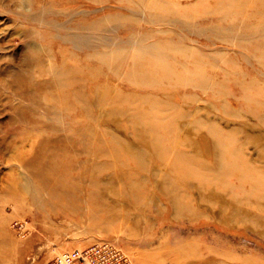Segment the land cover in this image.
<instances>
[{
    "label": "rangeland",
    "instance_id": "1",
    "mask_svg": "<svg viewBox=\"0 0 264 264\" xmlns=\"http://www.w3.org/2000/svg\"><path fill=\"white\" fill-rule=\"evenodd\" d=\"M70 81L87 116L56 97ZM88 130L102 162L58 182L81 213L43 221L33 147L78 151ZM259 136L264 0H0V264H51L99 240L132 264H264ZM111 150L138 157L113 165Z\"/></svg>",
    "mask_w": 264,
    "mask_h": 264
},
{
    "label": "bare ground",
    "instance_id": "2",
    "mask_svg": "<svg viewBox=\"0 0 264 264\" xmlns=\"http://www.w3.org/2000/svg\"><path fill=\"white\" fill-rule=\"evenodd\" d=\"M25 92L27 94L26 95L27 100L30 103H32V102L35 103V98L33 96L34 94H32V92L30 91V88H28V90H26ZM57 95L63 96V98H65V99L67 98L68 101H71L70 106L73 107V109L71 110V114H70L71 116H73V114L77 111H79V115L81 112V115L79 117L87 116L88 114H90V113H88V110L90 109V104L87 101L88 99H86L84 97V95L80 91H78V89H75V85L73 84L72 81H70L66 85V87H61V88L56 87V97H57ZM103 96L106 98L112 97L111 95L110 96L103 95ZM100 102H102V101H100ZM52 121L55 123H58L59 118L52 117ZM38 128H39V126H38ZM52 129H54V128H52ZM39 131H40V129H39ZM55 134L57 135V131L55 132ZM90 136H91V131H89V130L87 132V136H86V133L83 136H81V134L79 132H77L75 134V136H73V138L78 139V141H76L78 151H76V150L72 151L71 149L69 151L66 150V148L64 147L65 144L63 142L60 143L59 145L56 144L55 147H52L51 145L48 146V144L45 143L47 141V139L44 141L41 140V142H40L41 144L39 143L33 147L35 154L31 157V159H29L26 162V164L29 166V168H31V169L33 168V172L36 175V177L38 178L37 182H39L40 184L41 183L44 184V182H46L44 184V187H46V189L49 188L48 189L49 190V192H48L49 197L44 199V200H42V198H44V197L43 196L41 197V195H40L41 190H43V188H44V187H42V185L41 186L37 185L36 191H34L33 195L30 196L32 201H34L40 205V209L38 208L39 211H36V212H38L39 216H41L43 218V221H46L52 214H54L55 211L57 210V208L61 209L64 214H68V215L72 212H78V213L80 212L81 213V210L79 209L80 204H79V202H77L75 200L76 198H78V195H75L74 192L71 193L72 190L69 188H72V187L64 188L63 186L59 185L60 183H58V182H64V180H65V182H69V180L68 181L66 180L67 174L64 172L65 169H67L68 167L71 169H73L74 167H79V168L86 167V169H89L91 167L89 165L93 164L95 167V165L102 162L101 161V159H102L101 155L104 154L103 153V151H104L103 147L101 148V146H94L93 149L91 147V148H88L86 151L87 138L90 140ZM56 138L60 139L59 137H56ZM249 141L253 142L255 144V146L257 147V152H258L257 156L261 160H264V145L262 143V138L260 136H259V139L256 137H253ZM109 153L112 157V164L113 165L116 163V161H120V157L122 158L125 156L126 158H131L132 160H135L138 157V155L134 154L133 151L117 153L116 151L111 150V151H109ZM80 155H82L81 159L79 158ZM123 160H125V159H123ZM263 163H264V161H263ZM78 171L81 172V169H79ZM80 172H78V173H80ZM73 174H74V172H73ZM82 175H83V173L81 174V176ZM96 175H97V173L93 174L91 176V178H93L92 182L98 181V177ZM56 176H59V178H57ZM40 187H41V190L39 189ZM50 187H52V188H50ZM167 198L169 199L171 205L174 206V208H176V210L178 211L179 207H177L176 197L174 198L172 193L168 192ZM87 201H88V199H87ZM102 201H104V200H102ZM179 203H180V201H179ZM89 215L91 217H94V215L88 213L87 218L90 217ZM41 227H42V229H45L43 225H41Z\"/></svg>",
    "mask_w": 264,
    "mask_h": 264
},
{
    "label": "built area",
    "instance_id": "3",
    "mask_svg": "<svg viewBox=\"0 0 264 264\" xmlns=\"http://www.w3.org/2000/svg\"><path fill=\"white\" fill-rule=\"evenodd\" d=\"M51 264H132L115 242L99 240L82 247L63 250Z\"/></svg>",
    "mask_w": 264,
    "mask_h": 264
}]
</instances>
